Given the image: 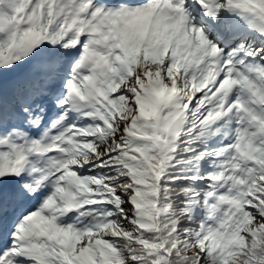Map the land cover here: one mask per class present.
<instances>
[{
	"label": "snow or ice",
	"instance_id": "obj_1",
	"mask_svg": "<svg viewBox=\"0 0 264 264\" xmlns=\"http://www.w3.org/2000/svg\"><path fill=\"white\" fill-rule=\"evenodd\" d=\"M0 264H264V0H0Z\"/></svg>",
	"mask_w": 264,
	"mask_h": 264
}]
</instances>
